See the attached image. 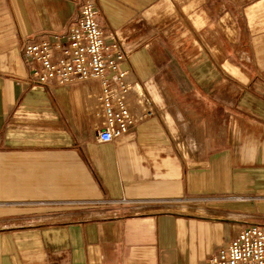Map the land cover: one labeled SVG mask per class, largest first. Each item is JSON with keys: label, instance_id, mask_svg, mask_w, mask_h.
<instances>
[{"label": "crops", "instance_id": "obj_1", "mask_svg": "<svg viewBox=\"0 0 264 264\" xmlns=\"http://www.w3.org/2000/svg\"><path fill=\"white\" fill-rule=\"evenodd\" d=\"M83 1L0 0V153L15 154L0 205L24 213L0 226V264H206L264 222V0H93L154 108L109 143L86 116L95 83L43 87L38 114L24 80L36 63L20 47L64 40ZM182 197L189 212L162 219Z\"/></svg>", "mask_w": 264, "mask_h": 264}, {"label": "built area", "instance_id": "obj_2", "mask_svg": "<svg viewBox=\"0 0 264 264\" xmlns=\"http://www.w3.org/2000/svg\"><path fill=\"white\" fill-rule=\"evenodd\" d=\"M22 55L36 67L24 78L32 88L95 83L99 89L100 118L94 122L96 140L109 143L121 137L136 121L122 90L129 74L124 47L114 36L106 39L93 0H84L78 17L68 24L64 40L23 43ZM141 103V102H140ZM145 114L152 115L151 99L142 96ZM206 264H264V222L242 227L226 247L211 255Z\"/></svg>", "mask_w": 264, "mask_h": 264}, {"label": "rangeland", "instance_id": "obj_3", "mask_svg": "<svg viewBox=\"0 0 264 264\" xmlns=\"http://www.w3.org/2000/svg\"><path fill=\"white\" fill-rule=\"evenodd\" d=\"M29 86L32 87L31 84H29ZM85 90H87V88L83 89L84 92H85ZM35 91H37L39 93L42 92L40 95H38L39 97L37 98V101L33 102V104L34 103L36 104V105L34 104L35 105L34 109L36 111H38V114H41L44 111V109H45V108L42 109V102L45 101L44 100V96H43L44 95V92H43L44 90H42V88H34V93H35ZM88 91H90L92 93H95V94H99V89L98 88H93V89L91 88V90L88 89ZM125 103L128 104L130 109H132V107L136 108L137 111H138V115H142L143 112H145V110H144L145 106L142 104V102L139 103L136 100L135 97H128L126 95ZM171 103L173 104L172 106L175 105V107L178 110L181 109V108H185V104H187V102H183L184 104L183 103L182 104H179V103L176 104L175 102H171ZM87 114L90 116L91 123H93L98 118H100L99 115H101V111H100L99 107L93 109L92 111H89L88 107L86 106V116H87ZM58 134H59V132L55 129V131H54L55 137ZM13 155H15V154H10V153L9 154L8 153L7 154H2V153H0V156H2V157H8V156H13ZM31 156H41V155L34 154V155H31ZM1 167H2V172H4V168H6V172H7L6 176L7 177L10 175V174H8L9 171H8L7 168L11 169L10 172L15 171V166L14 165H11V166L10 165H2ZM32 167H34V166H26L27 170H24V172L26 173V176H29L28 174L30 173V170L32 169ZM19 170H20V168H19ZM27 183L29 184L30 180H27ZM52 183H53V186L52 187L49 186V190H52L53 193H51V194H53L54 196H58V195L63 194V195H68V196L71 197V196L75 195L76 192H77L76 191L77 189L74 187V182L72 180H68V181L67 180L66 181L65 180L64 181H56V180H54V182H48L49 185L50 184L52 185ZM62 183L64 184V186L61 185ZM3 184H4V182H3ZM58 185H60V186H58ZM86 185H88V183H86L85 186ZM14 186H15L14 181H10V182L7 181L6 192L7 193L9 192L12 195L14 193L13 192ZM86 189H88V186H86ZM27 190H28V188H27ZM28 193H29V191H27L26 195H28ZM26 195H24V196H26ZM17 198H20V197L18 196ZM184 200H186V198L182 197L181 200L177 202V205L179 204V206H173V204H170L169 202H166L165 204H163L164 206L163 205L161 206V208L163 210L162 211L163 216H161V218L162 219L163 218L164 219L167 218L168 214L172 213L173 210L189 212V209L186 206L183 209L180 208V207H182V206H180L181 204H186L187 203V202L185 203ZM1 203H4V204L5 203L6 204L9 203L10 204L12 202L5 201V197H4V195H2V196H0V204ZM4 204L0 205V226L19 222V220H17L16 217H19V215L24 214V213L21 212L19 210V208H17V206L7 207V206H4ZM196 212L200 213L201 210H198ZM6 218H8V219L5 221Z\"/></svg>", "mask_w": 264, "mask_h": 264}, {"label": "bare ground", "instance_id": "obj_4", "mask_svg": "<svg viewBox=\"0 0 264 264\" xmlns=\"http://www.w3.org/2000/svg\"><path fill=\"white\" fill-rule=\"evenodd\" d=\"M123 93L125 95L129 96L131 93L135 95L136 100L140 103L142 102V96L145 94V91L142 87V85L139 82L136 83H129L126 81V84L124 85V87L122 88V90L116 89L115 90V94L118 95L119 93ZM124 98V99H125ZM98 99H99V94H98ZM151 99V98H150ZM128 109L131 111V113H134L132 109L129 108L128 104H127ZM152 110H153V114H154V108L152 105V99H151V105L149 106ZM152 114V115H153ZM135 115V114H134ZM139 116H146L145 112H143L142 115H138V113L136 114V117Z\"/></svg>", "mask_w": 264, "mask_h": 264}]
</instances>
